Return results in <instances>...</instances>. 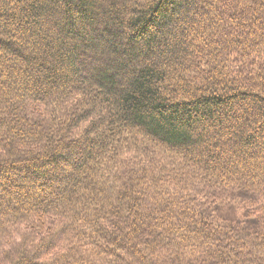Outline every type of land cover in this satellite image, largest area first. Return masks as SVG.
<instances>
[{"label":"trees","instance_id":"obj_1","mask_svg":"<svg viewBox=\"0 0 264 264\" xmlns=\"http://www.w3.org/2000/svg\"><path fill=\"white\" fill-rule=\"evenodd\" d=\"M0 264H264V0H0Z\"/></svg>","mask_w":264,"mask_h":264}]
</instances>
